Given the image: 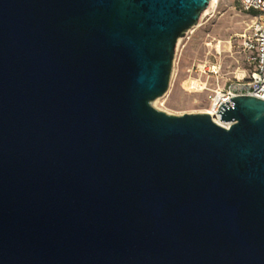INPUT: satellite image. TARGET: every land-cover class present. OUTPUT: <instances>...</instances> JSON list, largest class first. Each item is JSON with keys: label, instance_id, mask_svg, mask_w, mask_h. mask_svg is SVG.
Returning <instances> with one entry per match:
<instances>
[{"label": "water", "instance_id": "95a60500", "mask_svg": "<svg viewBox=\"0 0 264 264\" xmlns=\"http://www.w3.org/2000/svg\"><path fill=\"white\" fill-rule=\"evenodd\" d=\"M210 0H0V264H264V99L172 114Z\"/></svg>", "mask_w": 264, "mask_h": 264}, {"label": "rangeland", "instance_id": "374dc122", "mask_svg": "<svg viewBox=\"0 0 264 264\" xmlns=\"http://www.w3.org/2000/svg\"><path fill=\"white\" fill-rule=\"evenodd\" d=\"M205 10L177 43L169 88L152 102L158 109L179 115L204 112L211 107L217 89H226L251 70L239 45L241 33L252 22L251 10L239 0H220ZM194 80L205 82L206 87L194 88Z\"/></svg>", "mask_w": 264, "mask_h": 264}, {"label": "built area", "instance_id": "2783aa9c", "mask_svg": "<svg viewBox=\"0 0 264 264\" xmlns=\"http://www.w3.org/2000/svg\"><path fill=\"white\" fill-rule=\"evenodd\" d=\"M239 1L245 9L256 11L247 30L241 33L239 42L251 70L245 78L231 82L223 92L227 100L241 94L264 99V0Z\"/></svg>", "mask_w": 264, "mask_h": 264}, {"label": "bare ground", "instance_id": "6f19581e", "mask_svg": "<svg viewBox=\"0 0 264 264\" xmlns=\"http://www.w3.org/2000/svg\"><path fill=\"white\" fill-rule=\"evenodd\" d=\"M220 2V0H210V4L208 6V8L205 10V12H207L209 10V8L211 7H216L217 4ZM180 39V38H179ZM179 41V40H178ZM219 42L221 43L222 40L219 39ZM178 43V42H177ZM241 76L244 75V73H239ZM192 86L198 90H202L206 87L205 82L203 81H197L194 80L192 82ZM216 96L214 97V100L212 101V105L211 107L207 108L205 110V112H208L212 115L213 119L215 121H217L218 123L225 125L227 127L230 126L231 122L230 121H223L220 117V115L218 114V109L220 107V104H222V102H225V100H227L226 95L224 94L223 90L221 88L216 90Z\"/></svg>", "mask_w": 264, "mask_h": 264}, {"label": "trees", "instance_id": "16d2710c", "mask_svg": "<svg viewBox=\"0 0 264 264\" xmlns=\"http://www.w3.org/2000/svg\"><path fill=\"white\" fill-rule=\"evenodd\" d=\"M251 12H252L253 14H255V13H256V11H255V10H251Z\"/></svg>", "mask_w": 264, "mask_h": 264}]
</instances>
